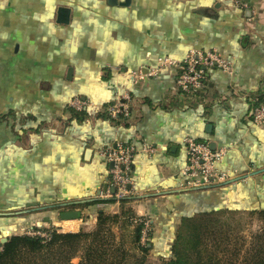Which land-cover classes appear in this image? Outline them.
<instances>
[{"label":"crops","instance_id":"crops-1","mask_svg":"<svg viewBox=\"0 0 264 264\" xmlns=\"http://www.w3.org/2000/svg\"><path fill=\"white\" fill-rule=\"evenodd\" d=\"M59 7L67 23L57 21ZM190 48H216L233 74L208 70L189 94L172 68L133 82L131 70L147 73L159 57L180 59ZM118 95L130 98L129 115L108 119L102 111ZM76 96L90 102L82 113L68 109ZM257 99L264 102V0H0V208H13L0 215L30 227L20 208L99 197L110 163L98 151L115 142L137 149L129 205L152 222L153 250L182 215L264 209V126L250 118ZM186 136L225 148L218 167L230 178L181 187ZM101 210L118 212L119 202L61 222L93 226Z\"/></svg>","mask_w":264,"mask_h":264},{"label":"trees","instance_id":"trees-1","mask_svg":"<svg viewBox=\"0 0 264 264\" xmlns=\"http://www.w3.org/2000/svg\"><path fill=\"white\" fill-rule=\"evenodd\" d=\"M258 103H260L259 99L255 101V104ZM68 109L78 113L69 106ZM85 109L79 112L82 113ZM102 114L108 119L111 118L106 111H102ZM131 170L129 171L130 176ZM133 200L134 197L129 193L118 199L114 197H96L87 201L73 199L64 202L63 205L49 206L51 209H61V212L75 211L77 212L75 218H83L82 209L100 202L118 201L119 211L114 213L99 211L95 226L89 231L59 232L55 228L40 227L39 229L45 232L46 236L26 233L10 235L11 228L20 223L16 224L12 219H8L12 221L7 223L2 218H8V216L0 215V236L7 238L5 242H0V264H71V259L79 253L78 264H150L146 261V254L157 243L152 239L153 224L149 222L144 236L145 241L142 242L144 221L147 216L136 214L129 205ZM12 210L13 208H0V211L4 212ZM242 212L256 215L264 223V209L245 211L224 207L182 215L176 230L172 231L171 224H169L168 236L165 239L159 238L160 243L162 240L166 242L162 249L170 255L168 259H163L162 264H222L216 254L204 255L207 250L202 246L205 239L213 240L216 246L229 240L227 234H218V227H220L218 224L222 223V217L234 216ZM9 217H14V215H9ZM126 228L131 237L129 248L123 237V231ZM259 235V238L264 241V233ZM247 264H264V247L259 245Z\"/></svg>","mask_w":264,"mask_h":264},{"label":"built area","instance_id":"built-area-1","mask_svg":"<svg viewBox=\"0 0 264 264\" xmlns=\"http://www.w3.org/2000/svg\"><path fill=\"white\" fill-rule=\"evenodd\" d=\"M164 68H172L175 71L176 87L181 93L189 94L205 86V77L208 70L219 69L232 75L233 63L223 57L216 48L198 49L190 48L180 59L167 56L159 57L156 64L145 73L141 70H131L129 72L134 83L143 80L145 77L157 74ZM130 98L127 95H118L108 105L107 113L111 118L126 117L129 115ZM90 102L85 98L76 96L69 101V107L76 111H81ZM251 120L261 126H264V102L251 106ZM183 145L186 154V161L180 170L183 181L180 186L183 188H200L203 186H212L224 182L230 178L229 170H223L218 167L219 161L226 153L225 148H212L210 143L205 140H198L191 136L183 139ZM147 153H153L152 146L144 147ZM136 147L132 143L115 142L101 148L98 151L99 156L111 167L108 170V181L105 190H100L98 196L101 198H121L130 193L131 176L129 171L132 167V161ZM114 189V190H112ZM149 218L145 223L142 240L145 238L149 226ZM36 227V228H35ZM39 226H30L22 233L30 235L46 236V233L39 229Z\"/></svg>","mask_w":264,"mask_h":264},{"label":"rangeland","instance_id":"rangeland-1","mask_svg":"<svg viewBox=\"0 0 264 264\" xmlns=\"http://www.w3.org/2000/svg\"><path fill=\"white\" fill-rule=\"evenodd\" d=\"M21 211H26L27 214H31V226H39L42 228H55L59 232H75L79 230L89 231L94 228L93 226H89L86 223L77 222L74 226L69 224L65 225V222H61V209H51L48 206L43 205H34L25 208H20ZM30 212V213H29ZM108 213H112L110 211H106ZM48 216L50 221L44 220V218ZM81 219V218H76ZM81 220H84L83 218ZM223 220V221H222ZM180 221V219H179ZM222 223H219L220 227H218L219 235L228 236L229 240L225 238L227 241H223L220 246H216L213 240L205 239V243L202 248H205L207 251L204 252V255L208 253L216 254L218 258H220V262L222 264H247L251 255L255 251V249L260 245L264 247V241L260 239V235L264 233V223L258 219L256 215H250L246 212L238 213V215L222 217ZM85 222V221H83ZM30 224V223H29ZM30 226V225H29ZM68 226V227H67ZM178 227V223L176 224V228ZM28 229V226L25 224L17 225V229L11 234H19ZM115 229V228H114ZM116 230V229H115ZM176 230V229H175ZM10 232V231H9ZM123 237L126 242L127 248L131 246L130 233L127 228L123 231ZM153 239V238H152ZM165 239V238H163ZM145 241V238L142 242ZM166 244V242H165ZM163 246L156 250H150L146 254V261L150 264H162L163 259H168L170 257L169 254L166 253ZM158 247V246H156ZM80 254V253H79ZM76 254L71 259V264H78L80 255Z\"/></svg>","mask_w":264,"mask_h":264},{"label":"water","instance_id":"water-1","mask_svg":"<svg viewBox=\"0 0 264 264\" xmlns=\"http://www.w3.org/2000/svg\"><path fill=\"white\" fill-rule=\"evenodd\" d=\"M113 1L114 3H117V0H109V2ZM68 16H69V10L68 8L66 7H59L58 8V22H64V23H67L68 22ZM211 147L214 148V144L213 143H210ZM110 167H111V163L109 164ZM106 187V185H105ZM203 187H206V186H203ZM194 189V188H192ZM114 190V189H112ZM64 203H58V204H55L57 206L59 205H63ZM49 207V206H48ZM24 212L28 211V210H23ZM60 216L62 219H71V218H75L77 216V212L75 211H63L60 213ZM7 240L6 236H3L0 238V242H5Z\"/></svg>","mask_w":264,"mask_h":264}]
</instances>
